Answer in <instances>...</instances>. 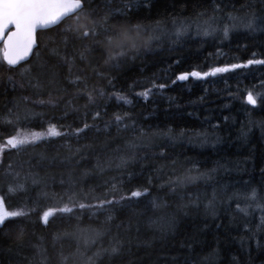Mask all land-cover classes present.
I'll return each instance as SVG.
<instances>
[{
  "label": "trees",
  "instance_id": "16d2710c",
  "mask_svg": "<svg viewBox=\"0 0 264 264\" xmlns=\"http://www.w3.org/2000/svg\"><path fill=\"white\" fill-rule=\"evenodd\" d=\"M134 2L137 6L127 17H117L111 23L119 19L155 27L161 21L165 31L150 49L129 53L119 65L105 63L108 53L103 35L98 37L101 43L94 44L91 39L68 34L65 47L63 30L68 25L75 28L74 17L39 30L38 46L27 62L12 68L0 55V143L17 128L40 131L52 123L68 132L35 145L6 149L0 156V195L5 196V203L10 209H35L0 226V264H89V257L93 258L91 264H264V104L258 95L264 94V65L253 64L204 79H177L192 71L264 59V32L230 30L225 38L219 31L205 36L196 30L197 23L213 15L216 4L221 7L217 13L220 18L234 9L240 16L248 12L262 15L264 0ZM91 3L98 15L89 16V23L107 14L105 0ZM113 6H120L119 0H113ZM201 11L207 15L196 21V13ZM183 23L192 26L176 35ZM85 45H90L91 51L81 61L78 53ZM53 48L60 54L54 55ZM64 55H75V66L65 63ZM24 67L31 71L23 73ZM70 67L73 78H86L88 91L103 89L104 96L94 93L95 102L89 103L85 84L78 91L68 83ZM37 82L40 89L32 87ZM153 83L165 87H153ZM146 89H151L147 98L138 95ZM246 89L257 97L255 106L246 102ZM49 94L57 98L55 106L35 103L48 99ZM116 95H125L132 103L125 104ZM96 111L101 115L93 120ZM124 112L131 114L137 129H172L176 134L183 131L185 136L157 140L152 147L138 150L134 163L118 168V158L127 154L124 145L132 132L117 133L112 121L114 113ZM16 114L20 121H16ZM25 115L28 120L23 119ZM85 122L92 127L74 134ZM105 122L110 124L107 130ZM242 131L246 137L241 136ZM199 133H207V143L200 142L202 138L195 135ZM77 148L79 153H75ZM70 155L72 158L66 159ZM98 159L103 171L96 167ZM217 162L227 164L228 170L221 169L207 183L169 185V179L196 175L197 169L206 171ZM9 185H24V190L9 193ZM145 187L149 189L146 195L131 196L132 191ZM253 189L257 199H245ZM213 191L221 201L215 215L205 207ZM233 193L239 199L230 200ZM196 196L198 207L190 205ZM113 197L118 203L103 209L78 207ZM237 203L246 211H239ZM186 204L189 206L184 207ZM65 205L73 211L56 213L44 225L40 219L43 210ZM172 218L175 224L169 229ZM21 231L23 241L18 242L16 236ZM113 247L119 249L115 254L111 253ZM98 251L102 255L96 257Z\"/></svg>",
  "mask_w": 264,
  "mask_h": 264
},
{
  "label": "snow or ice",
  "instance_id": "6c2138e0",
  "mask_svg": "<svg viewBox=\"0 0 264 264\" xmlns=\"http://www.w3.org/2000/svg\"><path fill=\"white\" fill-rule=\"evenodd\" d=\"M120 6H113V0H105L104 7L107 9V14L101 17L99 20H94L92 23L88 22L89 16L98 15L97 9L92 7L91 0H0V41L3 42V48L0 49V55H2L3 60L6 64L12 68L15 66L21 65V62L28 61L29 57L33 55V49L37 46L36 36L38 29H48L53 26H59L62 23H65L69 18L74 17L76 21V26L68 25L64 28L65 39L63 43L65 47L67 46V35L74 34L77 39L88 40L91 39L94 44H99L101 41L98 39L103 35V43L105 49L108 53L105 63L109 61H115L116 65H119L122 61V58H125L129 53L135 55L141 50H148L152 47L153 42H159L161 36L164 34L165 29L161 26L162 22L157 21L155 27H152L143 23H131L130 21L117 20L116 23H111L112 19L117 17L125 18L132 10L137 6L134 0H119ZM246 7V6H245ZM221 11L219 4H216L213 8V15L209 16L207 20H204L202 24H196L197 34H203L205 36L213 35L215 32H222L223 36L227 38L229 36L230 30L243 29L249 32H264V14L257 15L255 12L245 13L244 16L235 14L236 10L233 12H228L225 14L224 18L218 17L217 13ZM207 13L204 11L196 13L195 20L199 21L200 17L206 16ZM83 17V23L81 18ZM226 19V22L224 20ZM195 22V21H193ZM176 21L173 20V24ZM191 23H183L176 29V35H181L185 33L190 27ZM151 32L152 34H149ZM91 51L90 45H85L84 49L78 53V58L83 61L85 60L86 53ZM52 52L54 55H59V50L53 48ZM255 55V54H253ZM62 59L65 63L75 66L76 56L69 58L68 55H64ZM253 64L264 65V59H249L246 64H231L230 66L224 67H213L206 72L192 71L190 73H184L177 77L178 80L184 81L189 78V76L196 77L198 79H204L208 76H215L218 73H226L237 68H247ZM95 70V69H94ZM31 71L30 67H24L23 73H29ZM22 73V74H23ZM97 75H102L97 72ZM9 82L11 83L13 78L8 77ZM175 82V81H174ZM32 82L29 81V84ZM68 83L75 86L78 91H80V85L85 84V94L89 103L95 102L94 93H97L100 97L104 96L103 89H93L88 91L86 87V78L82 75H76L73 78L72 68H69V78ZM109 80V84H111ZM264 84V81L261 82ZM15 87V84H13ZM23 87V85H21ZM36 89H40L42 85L37 82L32 85ZM153 87L164 88V84L156 85L153 83ZM151 89H146L143 92L138 93L139 96L145 98L148 97ZM261 96V103L264 104V94H258ZM23 100L27 101L29 97H23ZM117 100L124 101L125 104H131L132 101L128 99L125 95H116ZM246 102L250 105L255 106L257 104V97L253 95L252 90L246 89ZM39 105H51L55 106L57 103V98H54L49 94L48 99H39L35 101ZM19 107V102L15 105ZM87 107V105H85ZM12 110L9 109V112ZM106 111V110H105ZM67 115V112L65 113ZM87 115V114H85ZM101 115L100 111H96L93 120H96ZM16 121H20L21 117L19 114L15 116ZM24 120H28L29 116L25 115ZM227 120V117L224 118ZM131 121V123H129ZM7 123L11 124L13 121L11 119L6 120ZM116 125L117 133L121 131L131 130L132 138L126 141L124 148L127 154L119 156L118 168H126L130 164L134 163L137 159L138 150L147 149L152 147L157 140H173L179 137H184L185 133L183 131L178 134L174 133L172 129L164 130H144L137 129L135 121L131 119V114L129 112L124 113H114L113 121ZM109 122H105V130L109 128ZM92 125H89L87 122L83 124L82 128H77L74 130V134L79 135V133L84 132L86 129H90ZM264 128V124L261 125ZM250 130V129H249ZM67 131H61L55 124L49 123L46 128H43L40 131L17 128L15 134L6 137L2 143H0V156L3 155L6 149H19L24 145H35L36 143L48 139L50 137H61L67 136ZM200 136L202 139L200 142L207 143V133L195 134ZM242 137H246L247 133H241ZM84 147H90L85 145ZM163 146L161 145V148ZM80 148L75 149V153H79ZM116 151L119 152L121 149L119 146L116 148ZM69 152L72 153V149L69 146ZM160 156L164 155V152L159 153ZM72 156L66 157V159H71ZM176 163L175 160L172 162ZM10 168L11 165H8ZM96 167L103 171V164L97 160ZM221 169L227 171V164H222L217 162V166L206 171H200L197 169L196 175H187L183 178L177 177L176 181L169 179V185H189L195 184L197 181L208 182L214 179V174H216ZM192 170L189 169V172ZM264 172V169H262ZM35 182V181H34ZM148 183L151 184V178H149ZM115 190L116 186H112ZM163 187V185H161ZM17 190H24V185H18L13 187L8 186L7 191L9 193H14ZM149 189L145 187L143 191L137 189L131 192L132 197H140L146 195ZM175 191V188H173ZM71 200V197H69ZM125 199V197H121ZM239 199V196L236 193H233V196L229 198ZM245 199L255 201L257 199V191L253 189L250 196L245 197ZM199 196L194 197L190 201V205L198 207ZM115 201V198L112 199H103L96 205H85L80 203L78 207L84 209L86 207L103 209L105 205H111ZM221 201H218L216 192L213 191L211 198L207 200L205 205L206 209L212 214H216L217 204ZM157 207L161 205H156ZM189 204L184 205L188 207ZM251 205H249L250 207ZM236 207L239 211L245 212L246 209L241 208L240 204L237 203ZM35 209L25 210L24 208L19 209H10L9 206L5 203V196L0 195V226H5V221L10 220L15 217L28 216ZM73 209L67 205L63 207L48 208L43 210L40 219L43 221L44 225L49 223V218L56 215V213H70ZM112 219L111 216L108 217V221ZM261 223L264 224V217H261ZM175 220L174 218L168 221V227L171 229L174 227ZM24 234L21 231L16 236V241L22 242ZM257 246L260 247V241H257ZM105 252L108 250L105 249ZM119 251L118 248L113 247L111 253L115 254ZM96 257L102 255L100 251L94 254ZM89 264L92 262V257H89Z\"/></svg>",
  "mask_w": 264,
  "mask_h": 264
},
{
  "label": "water",
  "instance_id": "95a60500",
  "mask_svg": "<svg viewBox=\"0 0 264 264\" xmlns=\"http://www.w3.org/2000/svg\"><path fill=\"white\" fill-rule=\"evenodd\" d=\"M39 30H42V29H38V31H37V36H36V43H37V46H38V32H39ZM0 44H3V42L2 41H0ZM37 46L33 49V53H34V51H35V49L37 48ZM32 56H30L29 57V59L31 58ZM28 59V60H29ZM27 62V61H26ZM21 63H24V62H21ZM16 67V66H15Z\"/></svg>",
  "mask_w": 264,
  "mask_h": 264
}]
</instances>
